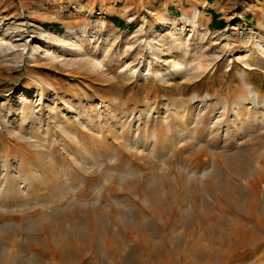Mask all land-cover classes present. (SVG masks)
I'll return each instance as SVG.
<instances>
[{
  "label": "rangeland",
  "instance_id": "1",
  "mask_svg": "<svg viewBox=\"0 0 264 264\" xmlns=\"http://www.w3.org/2000/svg\"><path fill=\"white\" fill-rule=\"evenodd\" d=\"M176 1L0 0V264H264V0Z\"/></svg>",
  "mask_w": 264,
  "mask_h": 264
},
{
  "label": "bare ground",
  "instance_id": "2",
  "mask_svg": "<svg viewBox=\"0 0 264 264\" xmlns=\"http://www.w3.org/2000/svg\"><path fill=\"white\" fill-rule=\"evenodd\" d=\"M199 18H198V15H195V17H194V20L192 21V22H188V20L187 19H183V22L186 24V23H188L189 24V26L192 28V29H195V25H196V22H197V20H198ZM183 29H185V27L183 28ZM15 37H17V36H15ZM56 39V38H55ZM79 39V43H81V40H80V38H78ZM17 40H19V39H17ZM21 40V39H20ZM19 40V41H20ZM180 40V44H181V46H179L180 48L182 47L183 49L184 48H187L188 47V45L184 42V41H182L181 39H179ZM178 40V41H179ZM3 44L4 43H1L0 42V50H3ZM69 44L70 45H76V42H74V41H70L69 42ZM77 44H78V42H77ZM179 44V45H180ZM77 46H79V45H77ZM187 50V49H186ZM2 51H0V53H1ZM33 52L35 53L36 52V49H34L33 50ZM33 53V54H34ZM47 53H49V52H47ZM186 54H189V51H187L186 52ZM188 57V56H187ZM187 57H185V60H184V62L183 63H178V64H176V66L177 67H179V69H183V67H184V65H186V63L188 62V58ZM56 59H59L60 57H55ZM63 61V63H64V60H62ZM97 63V62H96ZM65 64V63H64ZM101 66V64L98 62V64H95V67L96 68H99ZM192 66V65H191ZM190 69L192 70H198V69H203V67L202 66H199V67H197V68H192V67H190ZM255 106H258V104H259V100H258V98H253V102H252ZM243 105H245L246 104V101L245 102H243L242 103ZM238 109H237V111L239 110V108L240 107H237ZM180 109H181V112L179 111V113H178V117H179V119L183 122V123H185V125H186V122H185V120H186V118H187V113L185 112V110H184V108H182V106H180ZM226 113H227V111H226V106L224 107V110H223V114L221 115V118H225V116H226ZM215 127V126H214ZM102 128L99 130V131H97V132H99V133H102ZM62 133L63 134H65L66 136H68L69 138H71L73 141H75L76 139H78V133H73L72 132V130L71 129H68V128H63L62 130ZM109 132H111V131H109ZM110 134V133H109ZM24 138V137H23ZM192 139H194L195 140V138L193 137ZM79 140V139H78ZM153 140H154V142H155V144L157 143V137H154L153 138ZM32 145H34V148H41V146L39 145V144H32ZM43 148V147H42ZM36 166V165H35ZM85 167V166H84ZM31 170H33V173L37 176V178H40L39 176H41L40 175V172H41V169H39L38 167L36 168V167H34L33 165H31ZM86 169V168H85ZM88 169V168H87ZM37 170V171H36Z\"/></svg>",
  "mask_w": 264,
  "mask_h": 264
},
{
  "label": "crops",
  "instance_id": "3",
  "mask_svg": "<svg viewBox=\"0 0 264 264\" xmlns=\"http://www.w3.org/2000/svg\"><path fill=\"white\" fill-rule=\"evenodd\" d=\"M195 1L197 3L195 5H197V6H196V8L194 10H197V12L195 14L199 15V21H200V19H202L205 16L206 19H207L208 28H211V29H222V28H225V26L227 25V22L222 19V16L220 14L222 12L214 11L213 9H211L212 5H211L210 2H214L217 5L219 3V2H217V0H195ZM234 4H235V8L240 10V2L239 1L235 2V0H234ZM163 5L164 6L176 7V8L179 7V6H177V1L176 0H164V4ZM200 7L203 8V9L201 10ZM181 9L182 8L179 7L177 9V12L182 11ZM239 16H241L240 13H239ZM232 18H233V16L230 19H232Z\"/></svg>",
  "mask_w": 264,
  "mask_h": 264
},
{
  "label": "trees",
  "instance_id": "4",
  "mask_svg": "<svg viewBox=\"0 0 264 264\" xmlns=\"http://www.w3.org/2000/svg\"><path fill=\"white\" fill-rule=\"evenodd\" d=\"M115 21H118V20H115ZM121 24H122V23H121ZM121 24H120V25H121Z\"/></svg>",
  "mask_w": 264,
  "mask_h": 264
}]
</instances>
